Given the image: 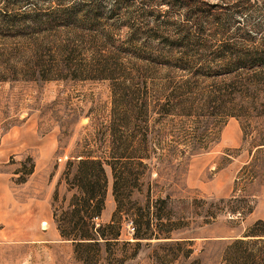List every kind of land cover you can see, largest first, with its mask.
Masks as SVG:
<instances>
[{
  "label": "rangeland",
  "instance_id": "rangeland-1",
  "mask_svg": "<svg viewBox=\"0 0 264 264\" xmlns=\"http://www.w3.org/2000/svg\"><path fill=\"white\" fill-rule=\"evenodd\" d=\"M73 4L98 16L74 53L62 51L67 39L55 30L28 37L25 11ZM93 35L107 36L109 47ZM112 44L122 51V59L111 58L112 79L74 71L107 63ZM257 47L264 49V0H0V264L235 261V235L263 228L262 220L247 226L246 219L264 212V109L245 100L237 115L227 114L214 99L227 89L221 78L205 75L208 69L192 76L167 62L172 54L205 64ZM121 81L134 85L124 100ZM229 92L221 98L226 104ZM127 101L148 110L123 126ZM144 137L146 158L116 164L130 163V172L116 178L104 167L103 210L91 229L104 238L78 245L55 236V227L75 230L80 156L111 161L123 152L115 148L122 139L137 150ZM132 149L124 150L141 154ZM45 195L50 226L29 205ZM255 241L248 252L264 264V244Z\"/></svg>",
  "mask_w": 264,
  "mask_h": 264
},
{
  "label": "trees",
  "instance_id": "trees-1",
  "mask_svg": "<svg viewBox=\"0 0 264 264\" xmlns=\"http://www.w3.org/2000/svg\"><path fill=\"white\" fill-rule=\"evenodd\" d=\"M76 6L78 5L73 4L69 7H59L51 9L47 12L34 11L29 15H27L28 13L27 11H25L24 14H26L27 19L25 20L26 22L24 21V25H27L29 22H31L30 27L28 26V29H26V31H28L27 33H29L28 37L32 38L34 32L36 31L55 30L56 33L54 37L57 36V39H59L63 35H65V39H67V44L65 45L66 47L63 48L62 51L64 53H74L76 51V48L78 47V43H83V41L85 40V30L94 27L96 21H98V16L94 15L95 11H85L80 13L77 10L78 8ZM12 18L16 17H14V15H11L8 17V20L10 21L11 27H15L18 24H16V22L13 21ZM74 28H77V30L81 31L82 33H73V30H75ZM96 37L98 38V41L96 40ZM91 38L93 41L101 43L103 49L106 50V48L109 47L107 41H103L107 39V36L93 35L91 36ZM50 42L53 43V40H51ZM108 53L110 54V58L107 63L105 62L99 65L93 64L90 66L88 65L86 67L75 66L74 71L81 72L82 74L86 75H91L92 78L96 79H112L115 75L114 73H116V68H113L110 65L111 58L114 57L115 60H119L117 58L122 59V51L118 44H112L111 49L108 50ZM101 56L103 55L101 54ZM168 58L171 59L167 62V65L169 67L175 66L184 69L191 73L192 76L197 75V73L201 70L208 69L209 72H205V75L213 78L214 80L221 78L220 83L225 84L224 86H226L228 90L225 88H220L218 94H215L216 96L214 97V99L220 102L221 109H223L225 113L230 115H237L234 114V110L241 104L242 101L245 100H247L245 101V104H248L249 106L257 105L261 106L264 109L263 48L257 47L248 49L244 53L233 54L230 58L223 57L220 60L206 61L205 64H202V62L199 63L193 59L186 60L183 57H175L172 54H169ZM193 67H196L195 72H193L192 70ZM240 68L242 70L237 71ZM36 69L37 68H35L33 71L35 72ZM246 70L249 71L246 72ZM125 84L126 81L120 82V95L123 94V100L127 97H130V95L132 94L130 86H134L133 84L125 86ZM227 92L232 94V98L230 99L231 101L226 104L227 101H225V99L222 100L221 98H224L223 94L226 95ZM238 98L239 102L236 101ZM181 103L182 101L177 100L174 104H172V106L178 107ZM147 110V105L145 103L142 107H139L137 105L131 106L129 101L125 104L123 113H119V120L122 122L123 126H126L127 121H131V119L137 118L138 115H143L145 112H147ZM119 138H123V136L121 135ZM116 141L120 142L118 140H114V142ZM125 143L126 140L122 139L120 142V146L115 147L117 149L120 148V151L123 152H121L120 154H116L113 152V160L111 161H103L101 158H95L92 156H80L81 158L78 165L79 177L76 178L77 182L73 183V185H76L81 193L79 194V196L76 197V201L73 204L74 210L71 213V222L75 230L67 231L64 228H61V226H59V232L63 239L72 240L78 245H83L84 243H93V241H96L99 238L98 236L104 238L103 234L100 232L99 229H95V232H91V229H93L95 226L93 221L94 218H98L103 210L104 191L107 186V179L104 168L105 165H109L111 167L113 173H115V177L117 178V174L120 170L121 175L125 173V171L130 172V163L128 162L123 163V166L121 168L119 167V170H117L116 164H120V161H122V159H131L133 157L142 159L146 158L147 156L145 155V153L147 151L148 146L145 137L139 141L137 150H135V146H133V144L125 146ZM129 147H133L132 150L135 151V153L136 151H140L141 154H139V156L127 155L125 153V150L129 149ZM138 163L142 164L141 161ZM116 184L117 183L115 182V191H117ZM81 213H85V215L80 216ZM258 225L263 226V228L257 230L256 234L252 233L253 230L250 233L253 234V236H260L258 238H248L252 235H246L245 237L234 241L233 246L239 249V256L235 261L230 258H226L225 264H261L257 261L256 257L252 253L248 252V246L249 244H251V240H257L255 241V245L257 247L259 246V244H264V221H259ZM79 228H81L82 231H80Z\"/></svg>",
  "mask_w": 264,
  "mask_h": 264
},
{
  "label": "crops",
  "instance_id": "crops-1",
  "mask_svg": "<svg viewBox=\"0 0 264 264\" xmlns=\"http://www.w3.org/2000/svg\"><path fill=\"white\" fill-rule=\"evenodd\" d=\"M43 191H44V189H43ZM31 201L32 202L31 203L29 202V205H33V204L37 205V211L39 212L38 220L43 221V222H47V224L50 226L54 220L53 207H52V202H51L50 196L45 195L43 198L35 197ZM38 205H40V206H38ZM258 220L264 221V212H262V211L257 212V210L255 209V211H253L250 214L249 218L246 219L247 226L253 225ZM44 233H46V232L44 231ZM52 233L57 237L61 236L59 230H57V227H55V230L52 229ZM246 235H252L248 238H251V237L258 238L260 236V235L253 236V234L248 232V230H246V231L244 230L243 233L240 232L239 234H236L235 237L241 238V237H244Z\"/></svg>",
  "mask_w": 264,
  "mask_h": 264
}]
</instances>
